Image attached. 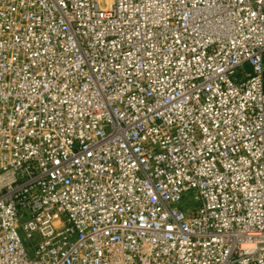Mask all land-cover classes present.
<instances>
[{
    "label": "built area",
    "instance_id": "1",
    "mask_svg": "<svg viewBox=\"0 0 264 264\" xmlns=\"http://www.w3.org/2000/svg\"><path fill=\"white\" fill-rule=\"evenodd\" d=\"M0 264H264V0H0Z\"/></svg>",
    "mask_w": 264,
    "mask_h": 264
}]
</instances>
